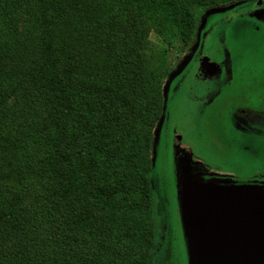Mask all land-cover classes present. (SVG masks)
<instances>
[{
	"label": "trees",
	"instance_id": "obj_1",
	"mask_svg": "<svg viewBox=\"0 0 264 264\" xmlns=\"http://www.w3.org/2000/svg\"><path fill=\"white\" fill-rule=\"evenodd\" d=\"M239 1L0 0V264H153L168 51Z\"/></svg>",
	"mask_w": 264,
	"mask_h": 264
},
{
	"label": "water",
	"instance_id": "obj_2",
	"mask_svg": "<svg viewBox=\"0 0 264 264\" xmlns=\"http://www.w3.org/2000/svg\"><path fill=\"white\" fill-rule=\"evenodd\" d=\"M231 8L207 10L198 32L209 16ZM190 59L185 58L169 74L163 89L164 107L169 83ZM162 122L163 118L154 130V146ZM180 141L175 135L173 173L187 264H264V185L236 183L227 172L213 171L205 178L204 162L194 161L190 148L181 146Z\"/></svg>",
	"mask_w": 264,
	"mask_h": 264
},
{
	"label": "rangeland",
	"instance_id": "obj_3",
	"mask_svg": "<svg viewBox=\"0 0 264 264\" xmlns=\"http://www.w3.org/2000/svg\"><path fill=\"white\" fill-rule=\"evenodd\" d=\"M234 5L233 3L220 8ZM228 46L236 64L244 68L240 82L228 94L226 92L211 106L208 105L209 107L201 113L199 103L195 102V100H191L189 103L187 99L182 98V94L173 95L165 104L166 119L164 125L162 122L163 127L161 126L162 130L160 129L155 146L153 143L155 153L152 166V187L154 189L155 210H157L159 217L163 220L166 229L161 250L153 264H187L176 203L171 147L174 136H181L185 145L190 149L192 148L195 152H199L203 160L204 158L207 161L214 158L222 160L218 148L227 145L233 146L230 135H228L230 123L227 105H231V102L238 99H245L252 104L258 105L264 102L262 96L264 93H262V88L259 85L263 78L264 27L257 32L248 31L237 38H228ZM179 50V45L169 49L168 58L171 64H174L178 58L179 63H181L185 58L191 56V54L187 55L188 49L183 54ZM167 80L163 89L167 85ZM188 80L193 81L190 77H188ZM172 81L168 86L167 97ZM194 82H196V79H194ZM198 83H195L197 85V93L202 94L203 89ZM258 163L256 161L252 164L240 158L233 161V166L236 169H248ZM222 173L224 172L222 171ZM240 175L239 177L241 178L245 176L242 175V172ZM241 183L244 184V182ZM251 184L261 185L262 183ZM157 212L155 213L156 219L159 221Z\"/></svg>",
	"mask_w": 264,
	"mask_h": 264
},
{
	"label": "flooded vegetation",
	"instance_id": "obj_4",
	"mask_svg": "<svg viewBox=\"0 0 264 264\" xmlns=\"http://www.w3.org/2000/svg\"><path fill=\"white\" fill-rule=\"evenodd\" d=\"M234 4L233 8L223 13L209 16L201 31L197 32L195 41L188 48L187 55L191 54V59L184 70L172 81L166 103L173 95L182 94V98L187 99L189 103L191 100L199 103L201 113L226 92L228 94L240 82L244 68L236 64L228 46V38H237L248 31L257 32L264 27V0H242ZM262 69L263 78L259 85L264 93V62ZM188 77L193 81L188 80ZM194 79L202 87V94L197 93ZM262 96L264 99V94ZM227 108L230 123L228 135L233 146L218 148L222 160L214 158L209 161L205 158L203 160L201 154L191 148L192 159L204 161L205 178L210 177L208 175L210 172L223 171L232 173L233 176L229 178L236 183L264 184V102L258 105L245 99H238L231 102V105H227ZM165 112L166 109L163 108L161 114L163 125L166 119ZM173 140L174 138L171 145L172 156L174 154ZM180 143L181 146L185 145L182 137ZM240 158L252 164L256 161L259 163L248 169H236L233 161ZM241 172L245 175L243 178L239 177ZM165 229L164 224V233Z\"/></svg>",
	"mask_w": 264,
	"mask_h": 264
}]
</instances>
